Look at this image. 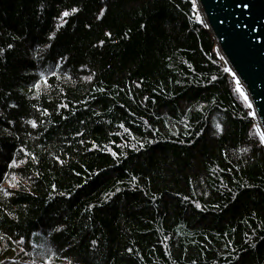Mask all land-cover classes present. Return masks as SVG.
Here are the masks:
<instances>
[{
  "label": "trees",
  "instance_id": "trees-1",
  "mask_svg": "<svg viewBox=\"0 0 264 264\" xmlns=\"http://www.w3.org/2000/svg\"><path fill=\"white\" fill-rule=\"evenodd\" d=\"M194 1L0 0L4 264H264V144Z\"/></svg>",
  "mask_w": 264,
  "mask_h": 264
},
{
  "label": "water",
  "instance_id": "water-1",
  "mask_svg": "<svg viewBox=\"0 0 264 264\" xmlns=\"http://www.w3.org/2000/svg\"><path fill=\"white\" fill-rule=\"evenodd\" d=\"M201 23L264 134V0H195ZM238 82V83H237Z\"/></svg>",
  "mask_w": 264,
  "mask_h": 264
},
{
  "label": "snow or ice",
  "instance_id": "snow-or-ice-1",
  "mask_svg": "<svg viewBox=\"0 0 264 264\" xmlns=\"http://www.w3.org/2000/svg\"><path fill=\"white\" fill-rule=\"evenodd\" d=\"M195 7H196V5H195V3L193 2V8H195ZM71 11L74 13V12L77 11V9H76V8H73V9H71ZM101 11H103V10H101ZM61 15H62V16H68L69 13H68L67 11H65V12H63ZM97 18L99 19V17H97ZM197 20L199 21V14H197ZM106 35H110V34H107V33H106ZM8 47L11 48V45H8ZM0 51H3V50L0 49ZM224 70H225L226 72L230 71L228 68H225ZM89 79H90V77H89ZM237 83H238V82H237ZM237 91H240V89L237 88ZM240 94H241V95H244L243 92H241ZM249 107H251V105H249ZM33 126L35 127V124H33ZM217 128H219V125H217ZM260 140H261V143L264 144V134H260ZM112 155L115 156L116 154H115V153H112ZM13 163H14V161H13ZM11 166H12V165L10 164L9 167H11ZM133 180H135V177H133ZM117 191H119V189H117ZM5 194L7 195V193H5ZM196 207H197V208H200L201 206H200V204L197 203V204H196ZM95 243H96V241L93 240V241H92V244H95ZM128 251L131 252L132 249H128ZM0 264H4V262L0 261Z\"/></svg>",
  "mask_w": 264,
  "mask_h": 264
},
{
  "label": "rangeland",
  "instance_id": "rangeland-1",
  "mask_svg": "<svg viewBox=\"0 0 264 264\" xmlns=\"http://www.w3.org/2000/svg\"><path fill=\"white\" fill-rule=\"evenodd\" d=\"M197 14H199V18H200V20L202 19L203 20V16L200 14V10L198 9V13ZM236 84V83H235ZM236 88H238L239 86L236 84ZM240 89V88H239ZM240 92H242V90L240 89ZM244 96V95H243ZM244 98H245V96H244ZM246 99V98H245ZM247 101V100H246ZM248 103V102H247Z\"/></svg>",
  "mask_w": 264,
  "mask_h": 264
},
{
  "label": "bare ground",
  "instance_id": "bare-ground-1",
  "mask_svg": "<svg viewBox=\"0 0 264 264\" xmlns=\"http://www.w3.org/2000/svg\"><path fill=\"white\" fill-rule=\"evenodd\" d=\"M203 22H205V19H204V17H203Z\"/></svg>",
  "mask_w": 264,
  "mask_h": 264
}]
</instances>
